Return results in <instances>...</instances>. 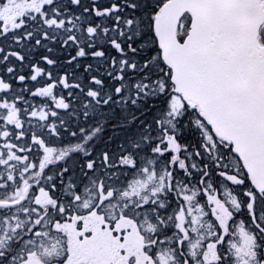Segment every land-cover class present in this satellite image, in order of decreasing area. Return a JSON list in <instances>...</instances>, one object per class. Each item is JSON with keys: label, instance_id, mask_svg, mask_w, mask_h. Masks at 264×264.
<instances>
[{"label": "snow or ice", "instance_id": "snow-or-ice-1", "mask_svg": "<svg viewBox=\"0 0 264 264\" xmlns=\"http://www.w3.org/2000/svg\"><path fill=\"white\" fill-rule=\"evenodd\" d=\"M0 264H264V0H0Z\"/></svg>", "mask_w": 264, "mask_h": 264}]
</instances>
